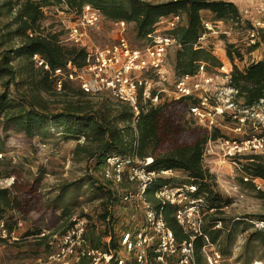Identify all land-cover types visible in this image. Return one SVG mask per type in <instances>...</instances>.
<instances>
[{
    "label": "trees",
    "instance_id": "1",
    "mask_svg": "<svg viewBox=\"0 0 264 264\" xmlns=\"http://www.w3.org/2000/svg\"><path fill=\"white\" fill-rule=\"evenodd\" d=\"M64 4L78 12L84 5L90 4L99 9L109 20L133 22L136 35L140 38L152 32L162 16L179 12L185 14V24L175 31L183 44L182 49L176 51L175 57L174 70L178 76L195 73L200 61L212 62L214 66L222 65L210 48L194 46L198 37L206 30L203 25L205 19L203 11L209 12L213 17L212 20L224 22L231 20L238 25L245 22L244 29L251 26L250 21L242 19L238 5L229 0H169L160 3L147 0H0V83L2 87L0 129L5 134L9 130H14L23 132L29 137L39 136L42 140H46L54 135L52 125L61 126V133L67 137L84 139L76 145L74 150L76 159L79 161L95 159L97 166H101L110 155L152 158L151 167L157 170L172 169L185 172L189 182L173 184L172 178H160V182L156 180L148 186L149 200L152 201L150 193L157 186L194 185L197 188L194 195L205 197L208 206L205 215H213L227 203V200L220 192L214 190L216 186L214 175L205 168L203 158L207 143L223 137L221 130L213 128L211 131L207 130L199 134L190 143L168 147L164 134L170 133L171 128L175 126L174 122L165 121L167 108L171 106L169 102H166L168 100L157 105L141 103L140 112L138 116H135L128 104L114 101L109 97L92 96L69 82H65L61 90H57L55 70L65 67L68 62L80 67L86 55L84 48L65 45L59 33L45 32L41 28V22L45 17V7L51 5L63 7ZM259 42L260 40L251 47H257ZM235 48L234 43H230L227 48V56L233 65L228 85L238 90L237 103L252 107L259 104L262 99L264 100V58L240 68L235 59L242 60L243 53ZM36 54L48 65L47 69L44 65L37 64L34 59ZM172 101L185 105L188 110L190 101L187 97ZM241 158L244 162L238 160V163L242 181L246 186L256 189L252 179L264 180V155L252 154L241 156ZM17 173L16 170L8 173L15 177L11 187H0V216L8 210L25 215L30 209L35 184L25 179H18ZM244 176L249 177V180H244ZM258 193L264 195L261 189ZM61 198L62 196L59 195L51 200L49 205H46V209L57 210ZM118 198L114 191L108 190L107 197L104 199V209L95 220L104 224L103 236L108 234L112 236L110 243L112 247L117 245L116 235H114L116 231L113 226L114 203ZM152 202L168 217L169 226L177 239L179 241L185 239L187 235L181 226L174 216L170 217L173 213L172 206L161 204L157 199ZM64 215L66 216V211L62 217ZM70 217L69 222L62 226L60 234L72 225ZM1 219L5 218L1 217ZM261 220H264V215ZM5 221H8L9 229L14 228L16 220L12 224L10 218ZM217 221H220L219 218L212 219V223ZM204 231L211 242L219 245L216 235H211L205 226ZM257 231L264 235V229ZM222 232V228L216 230L217 234ZM30 234L40 236L41 232H29L27 235ZM91 241L94 246L102 245L94 239ZM202 243V238H199L196 243V260L199 264H203L204 261L200 253ZM48 245H50L49 242ZM103 245L107 246L106 243ZM49 247L51 250V245Z\"/></svg>",
    "mask_w": 264,
    "mask_h": 264
},
{
    "label": "built area",
    "instance_id": "2",
    "mask_svg": "<svg viewBox=\"0 0 264 264\" xmlns=\"http://www.w3.org/2000/svg\"><path fill=\"white\" fill-rule=\"evenodd\" d=\"M72 12L73 20L65 24L66 40L70 45L84 48L86 55L80 67L68 62L65 67L55 70L57 90L69 82L92 96L109 97L128 104L135 116L140 112L141 103L157 105L167 100L164 97L167 90L159 85H165L170 79L168 54L171 50L176 53L183 47L175 31L185 24V14L179 12L162 16L140 45H134L125 35H120L115 41L100 46L90 42L88 35V28L97 26L102 18L100 10L86 4L81 11ZM241 15L242 19L251 23L245 33L247 44L253 46L264 31V7L246 9ZM126 23L123 20L115 22L122 26ZM220 24H223L222 20L204 19L206 30L198 37L195 48L207 47L208 36ZM212 52L216 55L215 50ZM223 52L226 56L225 49ZM34 59L37 64L48 68L39 55H34ZM232 69V64L228 68L225 64L216 67L224 85L218 90V75L211 74L209 64L200 61L195 73L175 78L170 99L187 97L190 101L189 115L211 130L219 127L214 123L218 115L231 120L235 132H241L249 119L254 121V128L259 129V133L236 139L223 137L225 155L232 158L240 169L238 160H243L241 156L264 151V100L252 107L237 103L238 90L228 85ZM151 164L152 158L110 155L101 166L107 183L123 185L128 182L132 185L121 192L120 200L124 213L130 210L131 218L134 212L138 221L129 224L131 220L126 219L125 227L116 239V247L111 246L112 236L109 234L104 236L102 245L94 246L88 236V217L74 216L72 225L49 241L50 252L33 262L24 260L17 264H199L196 260L199 238L203 242L200 253L206 264H223L225 255L204 231V216L208 207L205 197L195 196L196 186L188 184H163L153 190L155 199L172 206L174 218L187 235L179 241L169 226L168 217L148 199L147 191L159 176L170 175L173 170H157ZM244 180H249V177L244 176ZM252 180L258 189H264L263 179L262 182L257 178ZM252 223L255 229H264V220H253ZM7 224L5 219L0 220V249L20 240L17 229L23 222L16 220L13 229H9ZM46 233L44 230L40 235L45 236Z\"/></svg>",
    "mask_w": 264,
    "mask_h": 264
},
{
    "label": "rangeland",
    "instance_id": "3",
    "mask_svg": "<svg viewBox=\"0 0 264 264\" xmlns=\"http://www.w3.org/2000/svg\"><path fill=\"white\" fill-rule=\"evenodd\" d=\"M147 1L160 3L169 0ZM229 1L236 3L241 12L255 6L264 7V0ZM44 10L45 17L41 22V28L45 32L59 33L63 44H71L66 40L65 24L73 20L72 11L75 10L69 9L66 4L63 7L58 5L47 6ZM101 15L102 18L98 25L88 28L90 42L102 46L115 41L120 35H125L134 45L142 44L144 37H137L133 22H127L125 26L117 25L113 20L105 18L102 13ZM203 15L205 19L212 20L213 18L207 11H203ZM244 27H246L245 22L238 25L227 20L215 27L214 32L208 36L207 47L215 50L221 64H225L226 68L232 64L227 56V48L230 43H234L235 49L241 50L243 53L242 60L235 59L240 68L252 61L264 58V31L257 47L252 48L247 44ZM224 49L226 56L223 52ZM175 57L176 53L171 50L168 54V65L171 68L170 79L165 85H159L160 88L163 87L167 90L164 97L168 100L166 102L171 104L167 108L165 121H172L175 124L170 133L164 134L168 147L190 143L199 134L211 130L205 125L198 124L189 115L185 105L174 103L173 99H170L172 98L170 95L173 96L171 90L175 78L178 77L175 70L174 73L172 70V68L174 69ZM208 64L210 73L219 77L216 81L217 84L219 82L218 90L223 89V78L218 74L217 66H214L212 62ZM253 122L249 119L241 132H235L233 122L229 119L225 120L222 115H218L214 123L219 126L217 128L221 130L223 137L229 136L236 139L244 138L252 133H259L260 130L254 128ZM61 130V126L52 125L54 135L42 140L39 136L29 137L23 132L14 130H9L5 134L0 129V187H11L15 177L8 173L13 170L18 172V179H25L35 184L30 209L25 215L8 210L0 216V218H10L11 224L15 220L23 222L17 229L20 240L7 244L0 249V264H17L24 260L33 262L36 258L44 256L50 250L48 242L54 238V235H60L62 226L69 222L70 216L71 220L74 216L86 215L89 220V238L102 244L105 226L95 220L104 209V199L107 197L108 190L114 191L119 197L114 203L115 222L113 227L116 234L114 231L113 233L116 235V239L120 236V230L125 227L126 219L131 220L129 224L138 221L137 214L134 212L131 218L132 214L129 213L132 212L130 210L126 214L124 213L123 204L120 200L121 192L127 186L132 185L128 182L123 185L106 183L102 175V165L97 166L95 159L83 161L76 159L74 150L78 142H83L84 139L67 137L61 133ZM223 137L207 143L203 163L205 168L214 175L216 184L214 190L220 192L227 203L213 215H205L204 226L211 235L217 236L220 249L226 258L223 264H257L258 262L264 264V235L258 232L252 223L253 220H261L262 215H264V195L258 193L257 187L254 189L252 186H246L243 183L241 172L234 164V160L225 155L226 147L223 144ZM260 154L264 155V151ZM160 178H172L173 184L189 182L187 173L176 170H173L170 175L159 176L158 182H160ZM257 179L262 182L261 178ZM103 187L106 189L104 188V190ZM261 190L264 191V189ZM59 195L62 196L59 208L57 210L46 209V205H49L50 201ZM150 196L154 201L152 193ZM64 210L66 216L62 217ZM172 216L173 213L170 214V217ZM214 218H219L220 221L212 223ZM221 228L223 232L217 234L216 230ZM44 230L47 232V238L35 234L27 235L29 232L42 233ZM121 251L124 253L122 249ZM203 264L206 262L203 261Z\"/></svg>",
    "mask_w": 264,
    "mask_h": 264
},
{
    "label": "bare ground",
    "instance_id": "4",
    "mask_svg": "<svg viewBox=\"0 0 264 264\" xmlns=\"http://www.w3.org/2000/svg\"><path fill=\"white\" fill-rule=\"evenodd\" d=\"M257 264H260L259 262Z\"/></svg>",
    "mask_w": 264,
    "mask_h": 264
}]
</instances>
